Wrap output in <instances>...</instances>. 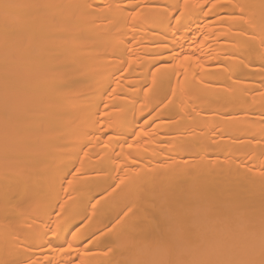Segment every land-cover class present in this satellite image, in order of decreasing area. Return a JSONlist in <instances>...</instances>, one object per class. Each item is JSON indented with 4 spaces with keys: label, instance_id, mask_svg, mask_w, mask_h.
<instances>
[{
    "label": "bare ground",
    "instance_id": "obj_1",
    "mask_svg": "<svg viewBox=\"0 0 264 264\" xmlns=\"http://www.w3.org/2000/svg\"><path fill=\"white\" fill-rule=\"evenodd\" d=\"M262 254L264 0H0V264Z\"/></svg>",
    "mask_w": 264,
    "mask_h": 264
},
{
    "label": "snow or ice",
    "instance_id": "obj_2",
    "mask_svg": "<svg viewBox=\"0 0 264 264\" xmlns=\"http://www.w3.org/2000/svg\"><path fill=\"white\" fill-rule=\"evenodd\" d=\"M5 7H8V6L6 5ZM72 227H76V226L72 225ZM54 235H55V233H54ZM74 237H75V234H74ZM138 264H139V262H138ZM248 264H264V254H262V258L258 262L250 261V262H248Z\"/></svg>",
    "mask_w": 264,
    "mask_h": 264
}]
</instances>
